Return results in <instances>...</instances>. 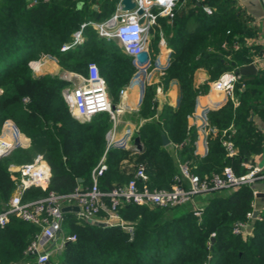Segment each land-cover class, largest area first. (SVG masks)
Segmentation results:
<instances>
[{"label":"trees","instance_id":"16d2710c","mask_svg":"<svg viewBox=\"0 0 264 264\" xmlns=\"http://www.w3.org/2000/svg\"><path fill=\"white\" fill-rule=\"evenodd\" d=\"M97 2L37 0L31 4V0H0V130L10 119L19 134L30 138L0 157V211L14 189L9 165L29 162L39 152L50 165L48 190L60 194L72 192L79 184H89L92 169L106 151L107 169L99 177L102 189L109 190L133 176L121 170L123 160L132 152L129 148L111 145L106 150L110 116L100 113L87 121L76 118L62 94L67 82L47 71L34 73L30 67V61L43 54L56 57L63 69L82 74H86L90 62H95L106 80L112 104L119 103L120 89L137 68L117 40L99 37L94 28L87 26L81 44L60 49L71 42L83 22L109 17L116 3L101 0L96 10L93 3ZM204 4L214 13H205ZM241 21L226 0H202L200 4L187 0L177 4L173 28H165L164 32L174 51L161 70L165 72L166 91L172 80L179 82V101L175 106L165 103L157 110L155 86L144 85L145 75L139 113L133 116L138 123L145 120L137 131L144 150L137 153L138 159L145 161L151 187L170 188L183 161H189L191 171L200 176L221 173L226 166L242 174L247 171L242 161L262 150V133L250 116L258 112L264 117V102L250 99L254 89L247 85L263 83L264 72L242 76L236 83L237 105L230 99L219 101L208 111L206 128L214 127L216 131L208 135L205 155L195 153L196 129L188 126L197 96L209 88L207 83L194 86L196 69H208L211 79L216 80L223 72L236 71L250 62L247 48L242 45L245 24ZM234 42L242 46L235 49ZM231 125L235 131L230 138L237 148L233 157L221 144L223 130ZM162 134L170 144H183L182 147L171 150L170 145L164 146ZM254 184L201 197L199 216L192 210L170 217L168 211L172 208L126 204L120 208V215L130 222L132 232L115 225L80 224L67 212L64 232L74 235L75 240L67 241L49 264H264V207L259 211L261 220H250L249 233H232L233 224L245 220L253 211ZM39 194L40 188H30L25 199L45 195ZM38 231L37 226L12 216L5 227H0V264H37L25 249Z\"/></svg>","mask_w":264,"mask_h":264},{"label":"built area","instance_id":"2783aa9c","mask_svg":"<svg viewBox=\"0 0 264 264\" xmlns=\"http://www.w3.org/2000/svg\"><path fill=\"white\" fill-rule=\"evenodd\" d=\"M120 1L117 2L114 12L106 19L83 22L80 28L74 31L71 42L64 43L60 48L65 51L81 44L84 41V28L91 26L99 37L116 39L123 51L132 57L137 71L129 84L120 89V101L116 105L111 102L106 80L95 62L88 64L86 74L65 71L62 75L63 80L67 82L62 89V94L68 101L73 114L78 115L83 121L90 120L100 113H107L110 116L112 124L106 132L108 148L112 144L122 147H129L133 144L134 136L130 128L121 137L117 132L121 116L133 109L124 101L127 89L132 86L135 76L142 80L145 75H148L146 73L148 66L154 64L161 67L157 61L158 55L155 54V57H152L150 37L157 28L160 35L159 46L164 47L166 41L161 19L172 22L177 4L185 3L187 0H135L136 7L130 10H121ZM36 2L37 0H31V4ZM203 10L209 15L214 13V9L207 4L203 5ZM164 51L165 60L162 65L169 62L172 54L171 49ZM141 52L148 54V59L144 63L137 59V55ZM44 61V59L30 61L33 72H40ZM241 77L242 75L235 70L225 71L213 82L212 90L222 93L224 98L233 99L236 83L241 80ZM27 100L23 98L24 102ZM214 106L215 103L210 102L201 107L204 126L208 124V111ZM9 123L14 124L8 119L0 131V154L2 155L10 152L12 148L9 147L13 142H18L7 130L6 126ZM29 141L30 138H28ZM21 144L23 143L20 142ZM221 144L229 157L236 154V146L229 135L223 134ZM182 145L173 144L172 147L181 148ZM106 152L92 169L91 182L87 185L79 184L72 192L64 194L48 190L51 170L43 154H36L29 162L9 165L14 189L8 203L0 211V227H5L12 216L37 226L39 231L34 234L25 249V253L32 255L37 264H49L51 257L60 253L67 241L75 239L74 235H66L64 232L67 212L71 213L80 224L102 223L104 226H120L132 232L133 227L120 215V208L126 204L173 208L195 202L198 197H205L214 191L236 189L244 184L252 185L264 181V168L252 165L248 160H243L241 163L247 169L245 173L237 174L231 166H226L221 173L204 176L193 173L189 161H183L179 163V172L174 176V182L170 188L151 187L145 166L139 164L128 181L115 184L109 190H105L99 185V177L107 169ZM30 188H43L47 192L40 198L25 199ZM254 193L257 194L256 191ZM65 206L71 209L64 211ZM75 206L78 207L77 210L74 209ZM252 207L253 211L247 214L245 220L233 224V234L249 233L250 220L262 219L259 211L254 215V202ZM195 214L199 216L201 208L196 209Z\"/></svg>","mask_w":264,"mask_h":264},{"label":"crops","instance_id":"0c3cea01","mask_svg":"<svg viewBox=\"0 0 264 264\" xmlns=\"http://www.w3.org/2000/svg\"><path fill=\"white\" fill-rule=\"evenodd\" d=\"M97 1H98L97 3H93V7L96 10L99 9V5L101 4V0H97ZM118 1L119 0H115L116 3L114 5V10L116 8ZM201 1L202 0H196V2H198V4H200ZM226 1L231 3V5L233 6V8L236 11V15L241 17V20H242L241 23L244 22V24H245V28H244L245 33L243 34L244 39H243L242 45L246 46L247 54L249 55V58H250V62L247 64L254 63L256 65L257 70H258L256 74H258L260 72H264V0H226ZM114 10L112 11V13L114 12ZM93 21H100V20H93ZM161 23H162L163 28H173V21L169 22L167 19L162 18ZM164 36H165V34H164ZM165 41H166V36H165ZM117 44L121 48V51L124 54H126L123 51L122 46L118 42H117ZM242 45L240 42H234V44H233L235 49L240 48ZM166 48H168L167 43H165V46L162 48H160L159 43H157L156 48H154V49L152 48V50L155 52V54H157V55L161 54L162 55L165 52L163 50H166ZM169 49H171V51L173 53L174 50L172 47H170V45H169ZM160 52H162V53H160ZM227 58H230V57H227ZM44 60L45 61H44L43 66H42V70L46 71V69H47L46 66L48 64V61H51V60L50 59L49 60L44 59ZM42 70L40 72H42ZM256 74H254V75H256ZM254 75H249L246 77H252ZM135 79H136V77H134V80ZM147 79H148V81H150V75L149 74L146 77V80ZM214 81L215 80L211 79V74L209 73L208 69H206L204 67H199L198 69H196L194 76H193L194 86L199 87L200 85H202L204 83H207L209 86L208 90L205 93H201L197 96L195 110L188 117L189 128L192 127V128L196 129L195 153L199 154V155H205L207 153V151H208V140H207L208 135L211 131H214V132L216 131V129L214 127L213 128H206V126H204V121H203L202 116H201L202 115L201 107L209 104L210 102L216 103L219 101H224V100H229V99L232 100L235 103V105L238 104V99L236 98L237 96H235V94H234V98L231 99V98H224L222 93L213 91L212 90V84ZM128 84H129V82L125 86H127ZM125 86H123V87H125ZM247 86L249 89L250 88L254 89L253 94L250 96V99H257L258 98L259 102H264V82L261 84H253V85H252V83H249ZM1 91L2 90L0 89V93H1ZM180 94H181V89H180L179 82L174 79L171 81L170 87L168 88V92L166 95H169V97H171L173 102L176 101L175 105H177V103L179 101ZM141 96H142V94H141V91L138 87L130 86L127 89V94H126L124 101L127 102L130 106H132L133 109H135V108H138L140 105ZM119 101H120V93H119ZM132 116L133 115H130L127 112H125L123 114V116L121 117L122 118L121 121H124V123H125V126L123 129H126V130L128 128L132 129V126H130L132 123V120H134ZM250 120L254 123V126L257 128V130H259L262 133V136H263L262 150L258 153H251L249 155V157L244 159V160H248L252 165H257V166H261L264 168V117L262 114H260L258 112H252V114L250 116ZM10 121H12V120H10ZM143 121H145V120L140 121L137 124L138 125L137 127H139L140 124L143 123ZM9 124H11V123H9ZM11 125H13L14 128L16 129L14 124H11ZM16 131H17V129H16ZM137 131H138V128L136 129L135 133L132 134V136H134L132 143H134V140L137 137ZM234 131H235V127H233L231 125L228 128L223 130L222 135L225 133L226 135L231 136V133H233ZM125 132L126 131L123 132V135ZM17 133H18V131H17ZM121 133H122V131H121ZM19 135L25 136L23 134H19ZM188 137H190V134L188 135ZM26 139H27V141L23 142V144H26L28 142L27 137H26ZM169 145H170V147H172L173 144L171 143ZM236 152H237V148H236ZM253 186H254V189L257 193H262V192L264 193V182L263 181L257 182ZM254 203H255V210L260 211L264 207V198L256 196V200Z\"/></svg>","mask_w":264,"mask_h":264},{"label":"rangeland","instance_id":"374dc122","mask_svg":"<svg viewBox=\"0 0 264 264\" xmlns=\"http://www.w3.org/2000/svg\"><path fill=\"white\" fill-rule=\"evenodd\" d=\"M162 30H163V32H165V28H162ZM152 35L153 36L150 37V44H151V47L154 49V48H156L157 43L159 42V37H160L159 32L157 31V28H156L155 32L152 33ZM106 40L111 41V40H114V38L106 39ZM166 43H167V46H168V48H166V49H169V39L167 37H166ZM151 54H152V57L154 58L155 57V52L153 51ZM40 59H46V60L50 59L51 61H48V64L46 66V68H47L46 71H48L49 73H51L54 76H57V77H59V78H61L63 80V78H62L63 72L68 71V70L63 69L60 66L59 61H58V59L56 57L50 56V55H47V54H43L40 57L35 58V59L31 60V61H39ZM32 71H33V69H32ZM71 72H74V71H71ZM37 73H40V72H37ZM76 73H79V72H76ZM146 73L150 75V81H148V79H147L145 81L144 85L145 84L146 85L153 84L151 86H155V89H156V98H157V101H158L157 105H156V109L160 110L165 103H168L170 106H175L176 101L173 102L171 97H169V95H166L168 90L166 91L164 89L165 82L163 80V77L165 76V74H164L165 72H163L161 70V67L152 64V65L148 66ZM133 76L131 77V79L133 78ZM137 77L138 76H136V78ZM131 79H130V81H131ZM141 94H142V92H141ZM139 109H140V105H139L138 108L132 109V110L128 111L127 113H129L130 115H133L134 117H136V116H138ZM137 124H138V121H136L135 119L132 120V123L130 125V126H132V129H131L132 130V134H134L136 129L138 128ZM124 126H125L124 121L119 122L118 127H117V132H118V134L120 133L119 137L123 136V132L126 131V129H123ZM121 131H122V133H121ZM105 139H106V134H105ZM107 144H108V142H107V139H106V149L108 148ZM112 145H117V144H112ZM124 148H129V147H124ZM171 150H175L174 147H171ZM37 154H42V153L39 152ZM144 162L145 161H142V160L138 159V153L137 152H133L132 151L129 154V156L126 159L123 160V162L121 164V170H124L125 174H127V175H132L134 173V170L136 169V167L139 164H143L144 165ZM40 192H41V194H39V195H43L47 191H46V189L40 188ZM202 201H203V198L198 197L195 200V202H191V203H188V204H185V205H181V206H177L175 208H172V209H170V211H168L169 216L170 217H178L181 214L186 213L188 211H192V210L195 212L196 209L201 207V205L203 203ZM124 221L127 222L128 224H130V222L128 220L124 219ZM55 256H56V254L54 255V258H55Z\"/></svg>","mask_w":264,"mask_h":264},{"label":"water","instance_id":"95a60500","mask_svg":"<svg viewBox=\"0 0 264 264\" xmlns=\"http://www.w3.org/2000/svg\"><path fill=\"white\" fill-rule=\"evenodd\" d=\"M79 6L82 5V2L78 3ZM136 7V2L135 0H121L120 1V8L121 10H130V9H134ZM139 12L141 13V10H139ZM137 59L141 62L144 63L147 61L148 59V54L146 52H141L140 54L137 55ZM238 73H240L242 76H249V75H254L257 73V67L254 63H250V64H246V65H242L239 66L236 70ZM76 118L80 117L76 114H73ZM162 142L164 146H167L170 144V140L168 139V137L166 136V134H162ZM20 145L19 142H13L9 148H13L15 146ZM129 149L133 152H142L144 150V147L142 145V142L140 140V137L137 136L134 140V143L129 146ZM2 156V154H0V157ZM78 181H82L81 178H78ZM257 197H263L264 198V193H257L256 194ZM71 208L69 206H65L63 208L64 211H68ZM75 210L78 209L77 206L74 207ZM258 213L257 210H255L254 215H256ZM98 225L100 226H104V224L99 223ZM212 240H214V237H212ZM15 264V263H14Z\"/></svg>","mask_w":264,"mask_h":264},{"label":"bare ground","instance_id":"6f19581e","mask_svg":"<svg viewBox=\"0 0 264 264\" xmlns=\"http://www.w3.org/2000/svg\"><path fill=\"white\" fill-rule=\"evenodd\" d=\"M164 58H165V54H162L161 56H159V58H158V64H159L160 66L163 64V62H164V60H165ZM142 80H143V78H142ZM142 80H139V78L137 77V78L133 81L132 86H136V87H138V88L140 89V91H142V89H141V83H142ZM6 127H7V130H8V132H9V134H10L12 137H15V138L18 140V142H22V143H23V142H26V141H27V139H26L25 136L19 135V134L17 133V131H16V129L14 128L13 125L9 124V125H7Z\"/></svg>","mask_w":264,"mask_h":264}]
</instances>
